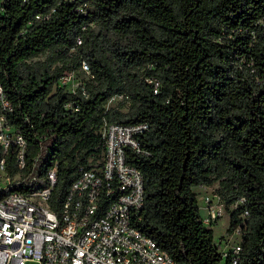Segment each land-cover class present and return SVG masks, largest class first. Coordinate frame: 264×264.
Masks as SVG:
<instances>
[{"label":"trees","instance_id":"1","mask_svg":"<svg viewBox=\"0 0 264 264\" xmlns=\"http://www.w3.org/2000/svg\"><path fill=\"white\" fill-rule=\"evenodd\" d=\"M82 61L83 91L68 93L58 80ZM0 85L26 163L55 166L54 212L100 164L102 121L145 122L147 154L125 152L144 179L135 227L175 264H233L192 191L216 184L226 208L245 201L225 230L246 210L235 264H264V0H0Z\"/></svg>","mask_w":264,"mask_h":264},{"label":"built area","instance_id":"2","mask_svg":"<svg viewBox=\"0 0 264 264\" xmlns=\"http://www.w3.org/2000/svg\"><path fill=\"white\" fill-rule=\"evenodd\" d=\"M88 77V67L82 61L77 71L63 74L57 85L68 93L76 88L83 91ZM121 99L115 95L108 102ZM70 108V104L63 106L64 111ZM11 111L0 85V264H175L135 227L144 203V179L125 161V152L147 154L139 143L148 130L147 123L102 121L98 127L103 146L100 164L78 169L57 214L49 206L55 166L43 175L35 173L39 153L26 163V139L9 123ZM36 137L39 142L46 139L45 135ZM200 198L199 216L206 227L226 212L230 218L245 202L240 198L226 208L216 191ZM246 215V210L237 215L240 221L230 235L238 237V242L222 254H230L233 264L239 255Z\"/></svg>","mask_w":264,"mask_h":264},{"label":"rangeland","instance_id":"3","mask_svg":"<svg viewBox=\"0 0 264 264\" xmlns=\"http://www.w3.org/2000/svg\"><path fill=\"white\" fill-rule=\"evenodd\" d=\"M118 101L120 100H117V102ZM114 105L115 101L112 100L105 105V108L113 107ZM215 188L216 184H213L212 186H198L192 188V191L196 194L197 205L201 204V195H207L208 191H215ZM228 221V212H226L217 222L209 227L212 229L214 245L218 248V252L221 254L227 252L232 245L238 242V237L227 235L225 233V230L228 227Z\"/></svg>","mask_w":264,"mask_h":264}]
</instances>
